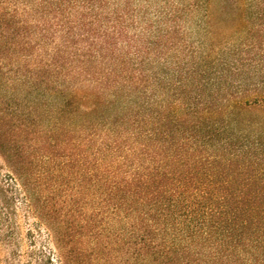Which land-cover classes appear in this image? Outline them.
<instances>
[{
    "label": "trees",
    "instance_id": "1",
    "mask_svg": "<svg viewBox=\"0 0 264 264\" xmlns=\"http://www.w3.org/2000/svg\"><path fill=\"white\" fill-rule=\"evenodd\" d=\"M0 155L59 264H264V0H0Z\"/></svg>",
    "mask_w": 264,
    "mask_h": 264
},
{
    "label": "rangeland",
    "instance_id": "2",
    "mask_svg": "<svg viewBox=\"0 0 264 264\" xmlns=\"http://www.w3.org/2000/svg\"><path fill=\"white\" fill-rule=\"evenodd\" d=\"M11 170L0 155V186H14L12 208L0 202V264H59V251L47 225L27 211L23 192L11 180ZM42 198L48 192L42 190Z\"/></svg>",
    "mask_w": 264,
    "mask_h": 264
}]
</instances>
